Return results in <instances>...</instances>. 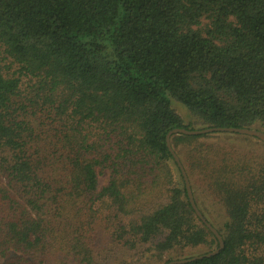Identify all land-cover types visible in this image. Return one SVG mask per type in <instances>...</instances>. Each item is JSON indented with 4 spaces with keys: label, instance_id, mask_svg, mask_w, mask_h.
Instances as JSON below:
<instances>
[{
    "label": "trees",
    "instance_id": "obj_1",
    "mask_svg": "<svg viewBox=\"0 0 264 264\" xmlns=\"http://www.w3.org/2000/svg\"><path fill=\"white\" fill-rule=\"evenodd\" d=\"M212 126L264 131V0H0V264H165L217 248L166 142ZM226 135L264 144L171 136L225 242L186 264H264V157ZM103 224L114 255L100 259Z\"/></svg>",
    "mask_w": 264,
    "mask_h": 264
},
{
    "label": "water",
    "instance_id": "obj_2",
    "mask_svg": "<svg viewBox=\"0 0 264 264\" xmlns=\"http://www.w3.org/2000/svg\"><path fill=\"white\" fill-rule=\"evenodd\" d=\"M238 133V134H242V135H248V136H252V137H257L258 139L264 141V131L258 128H254V127H219V126H212V127H206V128H198V129H186L184 127H176L171 129L167 136H166V142H167V146L169 148V151L171 152V154L174 157V160L177 162L181 173L183 175L184 181H185V185H186V189H187V193H188V197H189V201L193 207V209L195 210L197 216L203 221V223L212 231V233L216 236V238L218 239L219 245L217 248L208 251L206 253H202V254H198L192 257H188V258H180V259H174V260H170L168 262H166L165 264H186L189 262H192L194 260L203 258V257H209L212 255H216L217 253H219L225 246V242L224 239L222 237V235L219 233L218 229L213 226L206 218L205 216L202 214V212L200 211V209L198 208L196 201H195V197L193 194V190L191 187V183L187 174V171L179 157V155L176 153V151L174 150V148L172 147L171 144V136H173L174 134H186V135H200V134H207V133Z\"/></svg>",
    "mask_w": 264,
    "mask_h": 264
},
{
    "label": "rangeland",
    "instance_id": "obj_3",
    "mask_svg": "<svg viewBox=\"0 0 264 264\" xmlns=\"http://www.w3.org/2000/svg\"><path fill=\"white\" fill-rule=\"evenodd\" d=\"M207 23H208L207 20H203L201 26H205ZM172 105H173L174 109L176 110V112L184 119L185 122L189 123V122H192L195 119L193 117V115L191 114V112L185 106H183L181 103H179L178 101L173 100ZM226 138H227V140H229L226 143L227 146H233V147L238 148V147H240L239 145H242L243 149H244L243 152L249 154L250 152L253 151V155L264 157V144L259 142L258 140L254 139V138H244L243 136H237V135H230V136L226 135ZM208 141H210V142H217L218 141L219 142V138L214 137V138L208 139ZM181 161L183 163V160H181ZM183 165H184V167H185V169L187 171V168H186L184 163H183ZM97 170L99 172V185L100 186L106 185L108 183V180H109V177H110L109 170L108 169H101L100 167H98ZM187 174H188V177H189V173L188 172H187ZM189 180H190V183H191L190 177H189ZM198 186H199V184H198ZM191 187H192V183H191ZM201 187H203V186H201ZM192 190H193V188H192ZM193 194H194V192H193ZM206 219L208 220V218H206ZM98 232H99L101 238L98 239L96 247H97L98 251H101L100 259H101L102 256L108 257V258L112 257V255H114V252L111 251V248H112L111 245L110 244H107V245L104 244L106 236L108 237V231H107V229L105 227V224H103L102 226L99 227V231ZM102 237H104V238L102 239ZM202 251L203 250H201V251L197 250V255L202 253ZM124 253L125 254L117 252V256H116L117 260H119L122 257H125V256L129 255L131 252L129 254L127 252H124ZM177 259H180V258H177ZM3 260L4 259H2L0 257V262H2Z\"/></svg>",
    "mask_w": 264,
    "mask_h": 264
}]
</instances>
